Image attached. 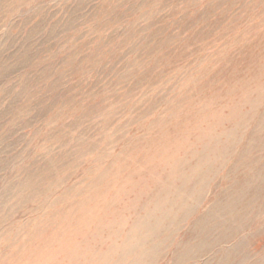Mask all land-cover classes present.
Wrapping results in <instances>:
<instances>
[{
    "label": "rangeland",
    "instance_id": "374dc122",
    "mask_svg": "<svg viewBox=\"0 0 264 264\" xmlns=\"http://www.w3.org/2000/svg\"><path fill=\"white\" fill-rule=\"evenodd\" d=\"M263 257L264 0H0V264Z\"/></svg>",
    "mask_w": 264,
    "mask_h": 264
},
{
    "label": "bare ground",
    "instance_id": "6f19581e",
    "mask_svg": "<svg viewBox=\"0 0 264 264\" xmlns=\"http://www.w3.org/2000/svg\"><path fill=\"white\" fill-rule=\"evenodd\" d=\"M245 108V107H244ZM242 114V113H241ZM243 117V116H242ZM243 121H244V119H243ZM238 122V121H237ZM227 123V122H226ZM237 134V133H236ZM207 142V141H206ZM208 143V142H207ZM206 146V145H205ZM226 154V153H225ZM224 154H222V156H223ZM208 156V155H207ZM211 157V156H210ZM223 157H226L225 155L223 156ZM222 158V157H221ZM212 159V158H211ZM249 163V162H248ZM255 163H257V161L255 162ZM189 165V164H188ZM252 166V165H251ZM248 170V169H247ZM261 170V169H260ZM195 171V170H194ZM246 171V170H245ZM252 170H250V172H251ZM262 171H263V169H262ZM248 172V171H247ZM248 175V174H247ZM262 176V175H261ZM254 177V176H253ZM255 178V177H254ZM260 180V179H259ZM244 181V180H243ZM250 182V181H249ZM250 187V186H249ZM244 191V190H243ZM240 200V199H239ZM240 203V202H239ZM248 203V202H247ZM253 204V203H252ZM227 205V204H226ZM228 205H230V204H228ZM240 205V204H239ZM227 209V208H226ZM245 209H247V208H245ZM220 210V209H219ZM236 210V209H235ZM243 211V210H242ZM235 212V211H234ZM241 213H243V212H241ZM245 213V212H244ZM230 214H233V212L232 213H230ZM210 215V214H209ZM231 216V215H230ZM247 218H248V216H247ZM233 221V220H232ZM154 223V222H153ZM242 223V222H241ZM225 224V223H224ZM241 225V224H240ZM221 229V228H220ZM155 256H156V254H155ZM264 258V257H263ZM180 259V258H179ZM264 261V260H263Z\"/></svg>",
    "mask_w": 264,
    "mask_h": 264
}]
</instances>
